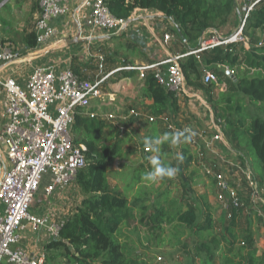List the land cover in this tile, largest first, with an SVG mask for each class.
<instances>
[{
  "label": "trees",
  "instance_id": "trees-1",
  "mask_svg": "<svg viewBox=\"0 0 264 264\" xmlns=\"http://www.w3.org/2000/svg\"><path fill=\"white\" fill-rule=\"evenodd\" d=\"M106 2L112 15L124 21H128L137 9L159 12L178 25L179 32H174L176 35L180 33L188 42L197 41L206 30L219 31L229 23L236 8V0ZM258 33H264V1L250 12L243 30V35L250 40L249 49L241 44H231L227 50L216 47L203 51L202 58L195 55L185 57L180 64L187 86L205 92L216 118L221 121L224 135L237 150L241 162L250 169L253 180L259 184V188L264 189V44L256 43ZM26 44L30 49L37 47L34 33L26 39ZM238 46L241 47L238 49ZM200 59H203V63ZM203 64L211 68L209 71H214L221 81L224 79L228 82L225 93L214 97L215 85L203 82ZM218 66L227 67L236 79L228 78ZM121 75L123 79L135 74L124 71ZM142 98L152 101L147 109L156 120L167 113L175 119L178 114V97L161 87L152 74H148L144 80ZM108 125L106 121L91 118L80 110L75 115L73 138L76 144L86 148L87 167L76 179L84 199L77 212L60 230L59 239L46 245V261L51 259L49 254L52 251L61 250L65 264H151L141 252L134 250L136 248L132 247L129 239H125L123 230L138 225L155 234L156 238L160 237L162 244L166 226L177 224L190 231L189 237L199 236L201 239L195 245V259L186 264H264V250L260 252L253 244L256 235L253 231L244 237L248 245L238 247L236 231L243 214L242 208L227 210V216L231 214V217L219 232L220 239L209 242L208 238L215 232L218 223L213 207L205 196L200 197L202 201L196 207L188 201L181 203L166 195L162 188L152 191L142 180L146 173L144 170L129 172L132 174V185L142 184L132 200L128 196L129 190L118 185L112 187L110 170L117 159L125 157L127 140L117 137L120 133L117 132V135L114 127ZM165 126L162 134L172 131L167 124ZM108 127L110 131L106 133ZM162 149L166 154L173 152L168 144L162 145ZM144 153L152 155L150 149H144ZM165 163L169 164L167 161ZM136 172L139 174L136 175ZM153 192L161 194L152 201L151 212L137 216L136 210L151 199ZM56 256L60 257L58 253Z\"/></svg>",
  "mask_w": 264,
  "mask_h": 264
},
{
  "label": "built area",
  "instance_id": "built-area-1",
  "mask_svg": "<svg viewBox=\"0 0 264 264\" xmlns=\"http://www.w3.org/2000/svg\"><path fill=\"white\" fill-rule=\"evenodd\" d=\"M263 1L250 0L243 6L242 22L230 36L222 37L215 33L210 41L202 42L195 51L122 69L137 71L143 81L148 74H152L161 87L175 93L178 98L185 97L188 95V86L181 60L220 46L227 50L229 45L243 42L244 47L249 49L250 40L243 35V30L250 12ZM39 6V16L33 31L37 41L36 50L39 52L54 39V22L72 14V11L78 37L86 41L114 36L126 25V21L112 15L106 0H40ZM169 40L170 36L165 35V41ZM20 55L10 44L0 46V71L20 60ZM95 58L98 60L99 73L94 79L81 77L70 68L56 70L46 65L33 68L24 84H20L13 76L5 79L0 77L4 117L0 127V149L7 154V162L0 156V264L45 263V250L31 253L21 247L24 234L28 231L37 234L45 229L53 241L59 239L64 224H50L48 218L31 213V209L45 177L51 178V183L45 188L49 196L57 189L64 191L69 188L87 167L86 148L76 144L72 134L76 113L80 110L91 118L112 122L119 118L125 119L117 108L101 116L88 111L95 103L104 102L106 98L109 103H115V99L104 92V84L113 74L122 71L117 68L106 73V56L98 53ZM203 82L215 86L220 84L218 75L209 70L204 71ZM99 107L97 109H101ZM130 115L140 117L136 110H131ZM159 119L174 131L169 117ZM149 121L152 123L156 119L149 117ZM218 123L221 121L218 120ZM120 130L123 133L125 128L120 127ZM214 140L221 142L222 135H215ZM191 144L197 146L196 136ZM206 146L210 148L209 143ZM148 150L147 147L145 151ZM198 154L205 175L216 182L221 204L226 210L242 208L239 187H232L222 172L208 167L203 151L199 150ZM244 174L246 178L251 176L248 170ZM252 197L255 204L264 208V198L258 188L253 187Z\"/></svg>",
  "mask_w": 264,
  "mask_h": 264
},
{
  "label": "crops",
  "instance_id": "crops-1",
  "mask_svg": "<svg viewBox=\"0 0 264 264\" xmlns=\"http://www.w3.org/2000/svg\"><path fill=\"white\" fill-rule=\"evenodd\" d=\"M249 2L250 0L248 2L246 0H236L235 11H238L240 9L239 5L244 6ZM76 7H77V3H76ZM39 11H40V6H39ZM72 14H74V11H72ZM129 20L130 22L128 23L130 24L127 25V28L125 29L124 32H122V35L123 37L125 36L127 40L131 42L132 45L128 47L132 49V51H133V47L135 46L134 47L135 49L138 48V51H136V53L144 54V56L137 57L135 55V58L133 60L130 59L129 61L136 62L134 65H132V63L123 61L127 64L126 66L147 65L172 55H184L188 52L197 50L203 42V34L197 41H193V42H188V39L183 38L182 35H180V33L176 35L174 31L177 30V32H179L180 30L178 25L172 19L167 18L163 14L156 11L137 9ZM54 25L55 27L57 26L59 27L61 25V29H64L65 33L64 31H62L63 33L61 37H56L57 39H53L43 50L44 51L43 56H45L46 58L45 62L47 66H51L56 70H62L65 68L72 69L71 66H73L75 73L78 74L79 76L84 77L86 79H94L95 76L99 73V69L98 66L92 67L89 64L88 60L89 58H91L89 57L90 55L89 51L91 46L93 45L95 46V43L97 44L96 46H100V44L98 43L101 40H103V37L102 38L98 37L92 41H86L78 37L79 35L77 34L75 26L65 28L63 24L58 23L56 21L54 22ZM237 28L235 29V31L237 30ZM165 35L170 36L169 41H165ZM118 38L121 37H117L116 39ZM77 40H80V42L77 43L76 42ZM259 44H264V43H259ZM86 45H88V48H86ZM35 49H31V50H35ZM99 54L102 53L99 52ZM96 55L97 54L95 53L93 54L94 57ZM195 56L198 58H202L201 53L196 54ZM23 60L24 59H20L16 63H13L10 66L6 67V69H2V71H0V77L5 79L9 76H13L15 79L19 80L20 84H24L27 79V76L33 70V67L31 70L30 69L28 70L27 67L31 65V62L30 64L26 62L27 63L26 64L24 63ZM200 60L201 62L203 61V59ZM55 61H58V63H55ZM108 64L109 63L106 58V66H105L106 73L118 68L115 65H110V67H108ZM114 77L112 75L106 81V83L104 84V92L107 95H109L111 98H114L115 103L113 102L109 103L106 98L104 102L94 104L95 106L100 105L99 108H101V109L95 108L94 112H97L99 116H101L113 112L116 108L121 110V115H123L125 119L119 118L116 119V121L114 122L106 121L109 124L108 126H113L114 131L115 132L117 131L119 133L121 132L120 127H124L125 130L123 133L121 132V134L127 135L128 133H130L131 135L135 134L137 137H141L140 140V142H142L141 149L143 150V151L141 150V152H143V155L145 157L142 158L148 159V156L144 153V149H146L147 147L143 145L144 144L143 139L145 137L162 136L163 135L162 132L164 131L166 124L163 123L160 119H157L154 123H151L149 121V117H152V115L147 109V105L151 104L152 101L142 98L144 81L140 80L139 74L137 75L135 73V75L129 78H123V79L120 78L119 80L113 79ZM227 77L230 78L228 75ZM215 87L216 90L214 93V97H217L220 93H225L228 90L229 84L226 80L223 79V81L220 80L219 86H215ZM178 100H179V111L175 119L172 118V115L170 113H167V115L165 116L170 118L171 124L174 127V131L182 130L187 127V128H191L197 133L196 135L197 146L192 145L191 141L180 144V150H179L180 153L183 152V154H185L186 149L188 148L189 150L187 151L188 152L187 154H190L189 157L192 156L191 157L192 159L191 158H190L191 160L187 159L184 163H182L181 166L178 165L179 172H183L182 174L184 175V177H186L185 175H188V171H190L194 167L196 169L200 168L204 173V169L200 164L201 158L198 154L199 150H201L204 152L206 157L208 152L209 154L211 153L212 155V158L210 160H207V158L205 160L206 161L205 164H207L208 167L215 168L219 172L225 171V177L228 176L227 179L228 181L233 180L236 183L241 182L242 178L241 177L239 178V175H234V173L235 174L239 173L238 168L240 169L242 168V171H244L243 173H245V171L247 170L248 172L250 171L247 168V166L241 162L237 150L230 143V139L226 135H224L221 124L218 123L219 119L216 118L215 112L212 106L210 105V103L208 102L207 95L202 91L196 90L194 88H189L188 95L182 98H178ZM2 110H3L2 96H0V111L2 112ZM131 110L138 111L140 113V117L137 118L131 116L130 115ZM105 131L106 133H109L110 131L109 127L106 128ZM217 134L222 135L221 142L214 140V136ZM207 143L210 144V148L206 146ZM172 151L174 152V148H172ZM170 155L172 154H167L165 161H167L169 164H172L174 166L173 161L168 160L167 158ZM143 159L139 164H144V166H147V170H149L151 166L149 161L147 164H145L143 162ZM139 164L136 165H138V167H141V165ZM232 169L235 172H233ZM179 172H178V176L181 177ZM129 174L131 177V173ZM204 176H205L204 177L205 180L207 181V184L209 183L214 184L216 191L219 193L215 180L212 177H207L205 173ZM131 182H132V177L129 178V182L127 183V185H125V190L127 191L129 190L128 196L132 200L133 197L136 196L138 189L142 187L141 186L142 184L141 183L133 184L134 185L133 187ZM174 182H175V178L166 179L154 183L155 186L153 185V183L151 184L145 183V184L151 187L152 191H154V189L159 190L160 188H162L163 190L162 192L165 193L169 191L172 194V190L176 188L175 186L176 183ZM50 183H51V178L48 176L45 177V179L42 181L40 191L37 194L38 200L35 199V203H33L31 213L48 218L50 224H55V225L65 224L70 218L73 217V215L77 212V209L81 206L82 201L84 199V194L82 192L81 187L78 185L77 181H75L66 190L61 191L57 189L52 195L48 196L45 193V188ZM207 184L202 185L203 189H202V193L200 194H202L201 196H205L208 200V203L213 206L211 199H209V196L206 195L207 189L208 190L210 189V186H208ZM112 187H115V185H113ZM158 194H161V192H159ZM158 194L153 192L151 194V199L136 210V215L141 216L145 212L147 213L151 212L152 201L154 200L155 196H157ZM201 196L199 195L197 196L199 204L202 201L200 200ZM170 197L177 199V196L174 195H170ZM188 202L191 203V201ZM224 210L227 213L225 207ZM224 210L222 209L221 211ZM136 226L140 228V226L138 225ZM145 230L147 229L145 228ZM51 241H53V237L51 236L49 231H46L44 229V231L39 232L37 234L28 233V235L26 236L24 235L21 242V247L27 251H30L31 253H36L39 252L40 250H46L45 249L46 245Z\"/></svg>",
  "mask_w": 264,
  "mask_h": 264
},
{
  "label": "rangeland",
  "instance_id": "rangeland-1",
  "mask_svg": "<svg viewBox=\"0 0 264 264\" xmlns=\"http://www.w3.org/2000/svg\"><path fill=\"white\" fill-rule=\"evenodd\" d=\"M39 1L40 0H1L0 2V46H3L4 44H10L16 51L20 52L21 53L20 59H24L23 60L24 63L27 62L28 64H30L31 62V65L27 67L28 70L29 69L31 70L32 67L36 68L38 66H45V65L47 66L45 62L46 58L45 56H43L44 51L39 52L36 49L31 50L30 48L27 47L26 44V39L29 37V35L33 34L35 23L38 18ZM242 6L243 5H239L240 7V9L238 10L239 12L235 11L231 16L229 23L223 26L219 31L209 29L203 32L202 33L203 42L210 41L214 37L215 33L221 35L222 37H227L230 36L233 32H235V29L239 25L241 19L240 17L243 16ZM56 22L63 24L65 28L71 26L74 27V14L64 16L58 19ZM128 22H130V20L126 21L124 31L127 28V25L130 24ZM62 31H64L65 33V30L61 29V25L59 27L57 26L54 39H57L56 37H61L63 33ZM211 31L213 33H211ZM121 35L122 33H120L117 36L114 35L108 38H103V40H101L102 42L100 41L98 43L100 44V46H96L97 45L96 43L95 46L94 45L91 46L89 51L90 52L89 57H91L88 60L89 64L92 67L98 66V60L93 56V54L94 53L98 54L99 52H101L106 56L107 61L109 63L108 67H110V65H115L121 69L126 67L127 65L123 61L132 63V65H134L136 62L129 61L130 59L133 60L135 58V55L137 57L144 56V54L136 53V51H138V48L135 49L134 48L135 46L133 47V51H132V49L128 47L132 45L131 42L128 41L125 36L123 37V35L122 36ZM117 37H121V38L116 39ZM256 43H264V35L262 33H258L256 37ZM240 44L241 46H245L244 42L239 44L237 43V45ZM241 46H238L237 48L239 49ZM86 48H88V45H86ZM229 50L231 49L229 48ZM39 53H42V55H40ZM55 63H58V61H55ZM71 68L74 71L73 66H71ZM218 69L226 73L228 68L218 66ZM205 70H212V69L203 64L202 72H204ZM124 71L130 72L131 70L122 69L121 72L118 71L115 74H113V77L116 75L113 79L119 80L120 77L122 76L121 73ZM131 72H134V74L136 73L137 75L139 74L135 70H132ZM98 107H99L98 105L96 106L93 105L91 108L88 109V111L89 112L94 111V109L95 108L97 109ZM3 122H4L3 113L0 111V127L3 125ZM115 133L118 135L117 131ZM127 135L128 136L121 134V136L123 138H126L127 140V144L125 146L126 155L122 159H117L113 163L110 170L111 185L112 186L118 185L122 189H125V185H127V183L129 182V178H131L129 172H134L136 170L139 171L144 170L145 172L149 171L147 170V166H144V164H139L141 163L142 159L145 158L143 152H141L142 150L141 149L142 142H140L141 137H137L135 134L131 135L130 133H128ZM121 136L118 135L117 137H121ZM179 150H180V145L177 147V149L174 148V152L172 153V155L167 157L168 160L173 161L174 166H178V165L181 166L182 163H184L187 159L189 160L192 157V156L189 157L190 154L185 155L183 154V152H181L184 159L182 162H178L175 159V155L177 152L180 153ZM0 156L4 162H7V154L3 149H0ZM206 158L207 160H210L212 158L211 153L209 154L208 152ZM143 162L147 164L148 159H143ZM136 164L141 165V167H138V165ZM238 170L239 173L236 174L234 173V175H239V178L240 177L242 178L241 182H237L240 184H237L233 180L229 181L232 187H236V186L237 188L239 187V195L242 200L243 214L238 220V228L236 231L238 235V247L240 246L243 247V245L244 246L248 245L247 239H244V237H247L248 232L253 231L254 233H256V235H254L253 237L255 239L253 244H255V246L260 249V252H262L264 250V224H263L264 208L262 207V205L254 203V199L252 197V189L253 187L258 188L263 198H264V189L259 188L260 187L259 184L253 180L252 176L249 177L248 175V177L246 178V176L242 171V168L241 169L238 168ZM232 171L235 172L233 169ZM179 173L181 177L178 176V174L176 175L174 182L176 183L175 185L176 188L172 190V194L169 191L165 193L169 194V196L170 195L177 196V199L181 203H184L183 201H191L192 205H196V207H198L197 205L199 202L197 196L202 195L200 194L202 193V189H203L202 185L207 184V181L204 178L205 177L204 173L200 168L196 169L194 167L190 171H188V175H185L186 177H184V175L182 174L183 172H179ZM222 173L225 177V171ZM138 174L139 173H137L136 175ZM225 178L228 179V176H226ZM251 183L253 184V186L251 185ZM207 185L210 186V189L209 190L207 189L206 195L209 196V199H211V202L213 204L212 207L215 213V218L218 223L215 232H213V234L208 238L210 242L215 239H220L219 232L227 224L228 216L224 210V206L221 204V202L218 199V192L216 191L215 185L210 183ZM35 199L38 200V196ZM222 209L224 211H221ZM136 228L137 226H135L132 229H124L123 235L125 236V239H129V242L131 243L132 247L136 248L134 250L141 252L144 258L151 264H186L195 259L194 256L195 245L199 243L201 239L199 236L195 238L189 237L190 231H188V229H186L185 227L179 226L177 224L166 226L165 235L163 236L164 243L162 244L160 237L156 238L155 234H152L151 232L145 230V228L143 227L137 229ZM28 233L29 231L26 232L24 235L26 236L28 235ZM56 253H58L60 257L56 256ZM45 254L47 259L48 254L46 250H45ZM49 256H51V259L49 260V262L45 260L46 263L44 264H65L63 256L61 255V250L52 251L49 254Z\"/></svg>",
  "mask_w": 264,
  "mask_h": 264
},
{
  "label": "clouds",
  "instance_id": "clouds-1",
  "mask_svg": "<svg viewBox=\"0 0 264 264\" xmlns=\"http://www.w3.org/2000/svg\"><path fill=\"white\" fill-rule=\"evenodd\" d=\"M196 135L194 130L186 127L182 130L165 132L162 136L145 137L143 143L152 152V155L148 156L151 170L142 176V180L151 184L164 179H174L179 172V167L165 163L167 154L162 152L161 146L168 144L170 148H177L181 143L190 142ZM175 159L182 162L184 157L177 152Z\"/></svg>",
  "mask_w": 264,
  "mask_h": 264
},
{
  "label": "water",
  "instance_id": "water-1",
  "mask_svg": "<svg viewBox=\"0 0 264 264\" xmlns=\"http://www.w3.org/2000/svg\"><path fill=\"white\" fill-rule=\"evenodd\" d=\"M240 21L242 22V19H240ZM241 22H240V23H241ZM123 31H124V29H122L118 34H116V36L119 35L120 33H122ZM76 42L78 43V42H80V40H77ZM226 74H227L231 79H233V80L236 79L235 76H234V74H233L232 72L228 71V72H226Z\"/></svg>",
  "mask_w": 264,
  "mask_h": 264
}]
</instances>
